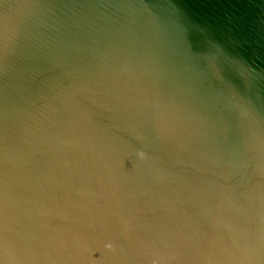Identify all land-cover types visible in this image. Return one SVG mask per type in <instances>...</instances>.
Listing matches in <instances>:
<instances>
[{"label":"water","instance_id":"1","mask_svg":"<svg viewBox=\"0 0 264 264\" xmlns=\"http://www.w3.org/2000/svg\"><path fill=\"white\" fill-rule=\"evenodd\" d=\"M0 264H264V0H0Z\"/></svg>","mask_w":264,"mask_h":264}]
</instances>
